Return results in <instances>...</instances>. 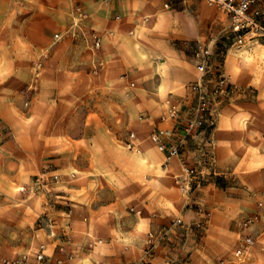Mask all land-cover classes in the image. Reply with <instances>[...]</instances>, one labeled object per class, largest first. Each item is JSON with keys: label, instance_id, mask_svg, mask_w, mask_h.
Segmentation results:
<instances>
[{"label": "crops", "instance_id": "obj_1", "mask_svg": "<svg viewBox=\"0 0 264 264\" xmlns=\"http://www.w3.org/2000/svg\"><path fill=\"white\" fill-rule=\"evenodd\" d=\"M40 1L50 4L51 14L63 20L64 27L54 33L62 34L59 40L44 25L43 16L31 21V26L26 19L19 27L11 26L10 0H0V83L7 82L0 90V132L9 129L14 142L0 145V180L23 171L9 170L19 161L7 151L8 143L18 148L13 151L15 157L21 154L29 163L22 175L25 190L36 175L50 180L37 195V211H48L57 224L53 228L62 226L68 234L65 252L56 251L57 258H65L59 264H145L149 233L159 232L177 218L186 228L184 248L196 261L184 264L200 263L199 253L207 260L231 249L242 233L243 209L205 186L198 188L203 191L200 197H195L197 190L185 194L181 189L185 165L177 158L167 163L149 140L155 128L175 126L168 118V100L193 99L187 85L200 74L185 50L202 41L201 13L215 7L201 0L172 10L163 7V0ZM72 2L87 13L85 27H76L73 9L77 4ZM91 35L101 39L100 49H94ZM210 42L215 49L214 37L202 44ZM33 48L38 60L30 118L35 123L27 125L19 121L12 98L28 83L32 64L13 52ZM228 61L223 69L230 83L236 87L249 83ZM38 62L40 69H36ZM245 96L233 93L226 100L213 129L215 173L243 177L249 170L241 169L242 164H264L263 96L260 93L259 103L241 100ZM257 106L258 125L242 121L257 117L252 110ZM125 129L136 133L140 153L115 140ZM49 192L57 199L48 201ZM199 223L204 231L195 229ZM43 243L46 253H55L45 240L39 244ZM55 243L59 245L60 240ZM27 249L3 258L2 264ZM149 260L169 264L170 258L158 250Z\"/></svg>", "mask_w": 264, "mask_h": 264}, {"label": "rangeland", "instance_id": "obj_2", "mask_svg": "<svg viewBox=\"0 0 264 264\" xmlns=\"http://www.w3.org/2000/svg\"><path fill=\"white\" fill-rule=\"evenodd\" d=\"M77 3L78 2H72L74 5ZM263 5L264 0H262L260 6ZM9 6V9L13 13L11 24L13 27L23 25L25 19L27 21L26 23L29 24L28 26H31V21L34 23L35 21H40L42 19L39 20L38 18L42 16L44 17V25L49 31L53 32V37L57 30H61L64 27L62 25L63 20L55 18V15L53 16L51 14V11H53L54 8H52L50 4L43 3L40 0H10ZM212 10L213 11L203 9V12L201 13L204 18V36L202 41L192 43L185 50L188 61L193 63L192 59H195V51L199 44H202L208 39L214 37L216 39V43L215 49H213L214 62L210 68V79H215L217 77L219 69L225 74L223 67L225 59L228 58V63L233 67V69L237 71V73L241 74L242 77H245L249 82L244 86L239 85L240 87H236L231 83L233 89L229 97H231L233 93L243 92L246 96L242 97L241 100L246 99L252 101L253 103H259V96L260 93H262L264 103V47L258 43L241 44L238 42L236 40L235 33L229 25L226 17L227 14L218 8L216 9V7ZM68 25L72 24L70 23ZM85 25H87L86 20L80 22L76 27H85ZM69 34H72V32H69ZM28 37L32 38L33 35H29ZM90 38L92 39V44L94 45V36L91 35ZM94 49L98 50L95 46ZM13 55L15 57H24L28 60L29 64H32V76L21 92L13 96L12 103L19 121L27 125L34 124L35 120L34 118H30V116L33 112V106L35 104V89L31 86L35 81L36 71L34 69L38 56L36 55V50L34 48L27 49L26 52L16 50L13 52ZM149 61V66H152L151 60ZM151 68L152 67H150V69ZM3 69L8 70L9 68ZM192 83L193 82H190L187 85V88H189ZM6 85L7 82H1L0 90H3ZM252 110L257 114V117L252 118L248 116V118H243L242 121L252 122L258 125L260 114L259 108L258 106L253 107ZM182 113L183 116L187 115L188 110L186 106L183 107ZM262 116V123L264 124V114ZM214 127L215 126L208 125L206 126L205 133L203 135L197 136L196 138H187L182 150V155L177 159H179V161L183 164L185 163L186 165H190L194 170L193 179L191 181V191L197 190L195 197H200V194L203 193V191L198 188L205 186L210 193H220L227 201L236 203L239 209H243V211H240V214L243 216L240 221L242 233L240 237H238L237 243L233 244L230 247L231 249L225 251L224 254L205 260L204 256L199 253L198 261L200 263L198 264H215L218 260L223 258L231 259L233 264H264V164H242L241 169L246 167V169L249 170L248 176L243 177H241L240 173H215V162L211 163L208 157V151L211 150L205 145V143L212 137ZM129 134L130 131L125 129L120 135L118 134L117 137L115 136V140L125 148L124 142L127 140ZM181 136L182 135H177L176 137L181 138ZM6 140H11L12 143H14L11 132L9 129L4 128V130L0 132V145H2ZM8 144L9 145L6 147L7 151H11V157H13L14 160L19 161V166L14 163L9 170L18 173L16 172V168L19 167V170L22 169L23 171L12 179L5 178L0 180V264H2L4 260L3 258L13 256L17 254L19 250L24 248H28L27 251L31 253L34 260L35 254L40 247L39 243L41 240L46 241L48 247H50V251L53 248L55 249V253H47L48 264H59L58 258L56 257L58 245H56L55 240L58 239L60 242L64 241L68 238V234L62 226L61 229L53 228V225L57 224L56 222H52L51 214H49L48 211L43 213H39L40 211H37V208L40 206V199H38L37 195L42 190V184L39 185L37 179L42 176H34L29 183L25 184L26 190H21V187H24L25 180L22 175H24L26 169L25 167H27L29 163L26 162L25 158L21 154L15 157L13 155V151H15V149L18 150V148L12 146L13 144L10 146L11 143ZM1 148L6 150L5 147ZM187 148L189 149L187 150ZM198 160L201 161L202 164H199ZM1 166H5V164L1 163ZM261 166H263L262 169H260ZM3 168H1V170H4ZM205 168L206 170L208 169V171H203ZM52 198L54 197L51 192L46 194V199H48V201H51ZM56 199L57 198H54V200ZM57 206L65 207V205H62L61 203H57ZM255 214H257L258 219L252 224L245 225V218ZM37 215H39V222H35ZM207 218H209V216H207ZM172 225L173 222L169 226L166 225L160 228L159 231L172 227ZM197 230L199 232L204 231V228H199ZM185 231L186 228L184 224L173 227L167 237L157 244L152 256L150 257L145 255L146 245L144 249L145 259L143 262L145 264H153L149 259H152L158 250H160L164 257L167 256L170 258L169 264H184L186 261L189 263L196 262L191 259V253L189 254L190 251H186L187 249L184 248L186 243L185 239L187 238ZM52 232L55 235H52ZM245 236H252L255 240L254 245L248 248L241 257L234 256V251ZM195 244L196 243H193L191 245ZM211 245L213 244H209V247Z\"/></svg>", "mask_w": 264, "mask_h": 264}, {"label": "built area", "instance_id": "obj_3", "mask_svg": "<svg viewBox=\"0 0 264 264\" xmlns=\"http://www.w3.org/2000/svg\"><path fill=\"white\" fill-rule=\"evenodd\" d=\"M193 0H163V7L167 10L178 8L179 6H188ZM207 5L216 7L222 12L226 13L230 18V25L232 31L236 35V40L241 44L258 43L264 47V8L258 7L262 0H201ZM73 18L75 25L87 19V13L80 5L74 6ZM55 39L59 40L62 34H55ZM94 46L101 47V39L95 36ZM214 45L213 43L199 44L195 51L196 66L199 71L198 80L194 81L189 90L193 96L192 100L182 102H174L168 100V118L175 123L173 128H155L149 134V140L155 144L158 150L164 154L166 162H170L175 158H180L182 150L187 141V138H196L205 133L206 126H215L221 111L225 105L226 99L229 97L233 87L226 75L219 69V74L215 79H210V68L214 62ZM41 62H38L36 69H40ZM36 72L35 81L32 83L34 89L36 88ZM186 106L188 113L183 116V107ZM177 135H182L177 138ZM138 137L135 132H130L127 140L124 142L125 148L136 153H140L141 149L138 144ZM208 157L211 163L215 162L212 152L214 141L210 138L207 141ZM184 180L181 186L185 194H190L192 187L191 181L193 179L194 170L191 166L184 163ZM57 179L58 176H53ZM38 184L49 185L44 177L37 179ZM24 191L25 187H21ZM258 219L257 214L245 218L244 224L249 225ZM184 222L181 218H177L172 227L160 230L159 232L149 233L145 255L152 256L157 244L167 237L173 227L183 225ZM204 226L199 223L196 229L203 228ZM52 235H55L52 232ZM64 241L58 245L60 252H65ZM255 240L252 236H245L239 246L234 251L233 255L241 257L246 250L253 246ZM46 245L40 244L38 251L35 254L34 260L29 251L20 254L13 259H6L4 264H48V256L45 252ZM65 258H58V263H62ZM105 264V263H101ZM215 264H233L229 258L218 260Z\"/></svg>", "mask_w": 264, "mask_h": 264}]
</instances>
